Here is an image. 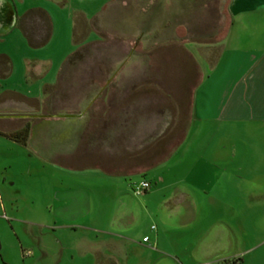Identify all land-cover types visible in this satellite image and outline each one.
Instances as JSON below:
<instances>
[{"label": "crops", "instance_id": "obj_1", "mask_svg": "<svg viewBox=\"0 0 264 264\" xmlns=\"http://www.w3.org/2000/svg\"><path fill=\"white\" fill-rule=\"evenodd\" d=\"M164 2L156 0L148 12L149 0H0V57L10 66L6 77L0 78V92L12 91L42 103L58 88L70 56L97 38L100 29L112 32L121 28L133 34L143 28L144 33L149 16L155 11L164 12ZM262 5L264 0L233 1L234 22L222 39L216 62L205 61L202 65V77L192 92V117L183 139L170 138L166 144L170 121H166L165 108L150 112L148 103L137 98L136 91L148 76L143 73L77 74L75 80L80 85L86 83L87 90L76 109H49L35 116L44 120L41 131L36 133L33 124L27 142L20 143L34 144L50 166L49 176L58 179L51 187L50 207L56 212L52 229L88 227L58 224L57 217L92 216L96 209L94 195L102 186L88 187L85 179H108L113 192L119 195L118 211L110 223L119 222L127 229L144 216L154 230L159 229L158 224L188 227L184 237L190 243L189 256L199 259L190 264H264V236L254 245L244 246L247 235L243 204L239 207L236 201V212L231 209L228 214L225 210L230 202L227 142H216L217 148L213 139L227 135L229 129L240 131L242 136L245 129H251L261 134V142L257 138L250 142L240 135L241 144L264 145ZM124 8H131L140 17L137 26L120 27L106 20L116 18ZM257 19L262 24L257 25ZM76 33L84 34V38L77 40ZM139 59L130 54L126 62L130 66L146 64L142 57ZM119 78H124L125 89L109 95L110 101L114 98L112 104L109 101L108 105L98 106L106 98L105 89ZM32 109L29 107L28 114L36 113ZM233 155L239 164L231 178L238 190L246 177L258 176L246 172L245 160L236 152ZM260 160L264 161V155ZM145 179L151 187L136 197L132 188ZM248 209L264 210V202H253ZM143 243L148 250L156 251L151 237L150 242Z\"/></svg>", "mask_w": 264, "mask_h": 264}, {"label": "rangeland", "instance_id": "obj_2", "mask_svg": "<svg viewBox=\"0 0 264 264\" xmlns=\"http://www.w3.org/2000/svg\"><path fill=\"white\" fill-rule=\"evenodd\" d=\"M233 1L165 0L164 12L157 14L155 11L149 16L150 24L144 33H141L143 28L133 34L122 32L121 28L112 32L106 28L100 29L97 38L70 56L62 69V81L58 83V88L52 90L49 98L42 103L12 91L0 92V131L15 132L27 124H34V131L39 133L44 120H37L35 116H42L49 109H76L79 98L87 90L86 83L80 85L75 80L79 74L143 73L148 76L140 83L137 98L148 103L146 105L150 107V112L158 107L165 108L166 121H170L165 132L166 144L170 138L183 139L192 117V92L202 77V65L205 61L209 64L216 62L222 37L234 22ZM155 2L149 0L148 12L156 5ZM261 7L260 15L264 18V5ZM8 8L12 10V5H8ZM131 8H124L119 16L107 17L106 20L120 27H135L140 23V17ZM262 21L263 24L257 19V25H264V19ZM76 38L82 40L84 34L76 33ZM130 54L138 62L142 57L147 65L133 63L130 66L126 62ZM0 59V78H5L10 66L2 57ZM123 80L119 78L111 82L105 89L106 98L97 105L112 104L114 98L110 101L109 95H115L118 89H125ZM104 83L100 81L99 84ZM78 87L79 91H82V87L85 89L79 92ZM29 107L36 113L28 114L31 111ZM258 133L245 129L242 136L240 131L229 129L227 135L224 133L223 136L213 137L215 143L220 140L227 142L230 202L225 210L228 214L232 210L236 212L233 209L236 201L239 207L242 204L245 207L246 248L264 236V210L248 209L253 202H264V176L261 175L264 161L260 160L264 155V145L256 143L248 147L242 145L240 140L244 137L251 142L257 138L255 140L261 142V134ZM216 147L219 148L218 143ZM234 152L245 160L246 172L258 176L246 177L238 190L235 179L231 178L239 164ZM41 156L34 144L25 145L0 132V264H181L177 256L186 264L199 261L189 256L190 243L184 237L188 227L184 225L158 224L159 229L154 230L144 216L127 229L119 222L110 223L112 215L118 211L116 197L119 195L113 192L108 179L105 182L85 179L88 187L99 189V185L102 186L101 191L94 195L96 209L92 211V216L72 219L57 217L58 224H82L88 227L70 225L52 229L50 226L56 219V212L50 207L51 187L58 179L49 176L50 166ZM132 192L139 196L134 193V187ZM135 201H138L137 198ZM145 234L151 237L155 252L143 246L146 244L143 243Z\"/></svg>", "mask_w": 264, "mask_h": 264}, {"label": "trees", "instance_id": "obj_3", "mask_svg": "<svg viewBox=\"0 0 264 264\" xmlns=\"http://www.w3.org/2000/svg\"><path fill=\"white\" fill-rule=\"evenodd\" d=\"M230 26L227 27V30L229 29ZM227 34L224 33V36ZM223 36V37H224ZM222 37V38H223ZM31 131H32V126L30 124H27L25 127H23L22 129L20 130H17L15 132H5V131H0L2 134L8 136L9 138H12L14 140H17L19 142H23V143H26L27 140L29 139L30 137V134H31Z\"/></svg>", "mask_w": 264, "mask_h": 264}, {"label": "built area", "instance_id": "obj_4", "mask_svg": "<svg viewBox=\"0 0 264 264\" xmlns=\"http://www.w3.org/2000/svg\"><path fill=\"white\" fill-rule=\"evenodd\" d=\"M151 187V183L148 180H142L139 183H136L134 185V193L137 195H141L143 194L146 190H148ZM150 237L146 236L144 237V241L145 242H149Z\"/></svg>", "mask_w": 264, "mask_h": 264}]
</instances>
